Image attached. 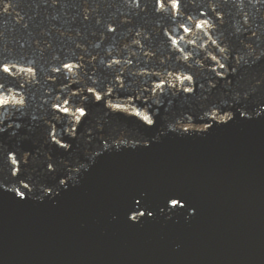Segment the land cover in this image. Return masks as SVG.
<instances>
[{
  "label": "water",
  "instance_id": "water-1",
  "mask_svg": "<svg viewBox=\"0 0 264 264\" xmlns=\"http://www.w3.org/2000/svg\"><path fill=\"white\" fill-rule=\"evenodd\" d=\"M13 91L25 105L0 108V264H264V0H0V94Z\"/></svg>",
  "mask_w": 264,
  "mask_h": 264
},
{
  "label": "clouds",
  "instance_id": "clouds-1",
  "mask_svg": "<svg viewBox=\"0 0 264 264\" xmlns=\"http://www.w3.org/2000/svg\"><path fill=\"white\" fill-rule=\"evenodd\" d=\"M161 2H162V0H161ZM172 2H173V6L175 7L176 11L179 12V10H180V0H172ZM208 20H210V19H205L201 23L197 24V28H202V26L207 24L209 29L213 30L214 27H213L212 24H208ZM181 28H183V33L184 34L188 33V29L186 27L181 26ZM112 30L114 31V29H112ZM209 38L211 39V37H209ZM180 39L183 40L184 36H180ZM171 43H172V45L174 47H176L178 45L179 41L176 40L174 38V36H172L171 37ZM212 44L213 45H217V41H213ZM205 47H207V44H205ZM180 51L183 52V49H180ZM219 51L221 53H226L227 49H226V47H219ZM184 58H185V60H188L190 58V54H185ZM211 59L213 61H217V56L216 55H211ZM116 62L119 63V61H116ZM217 62L219 63V61H217ZM75 66L77 68V71L75 72V74L77 75L78 74V69L81 66L79 64H77ZM67 67L68 66L65 65V68H67ZM219 67L221 69H223V68H225V65L223 63H219ZM3 71L5 73H10L11 72V66L10 65H5L3 67ZM29 71H31L33 75L36 74L35 69H29ZM57 71H59V69H57ZM169 75H172V73H169ZM176 76H177V80L180 82V85H184V83L186 81L187 82H193V80H194V77L191 74H184L183 73V76H181V73H180V74H176ZM165 83H166V81H162V82L156 83L155 84V89L156 90L163 89L164 86H165ZM173 86H175V85L173 84ZM88 91L90 93L94 94L95 100L97 102L102 100V98H103L102 94L99 93L96 89L94 90L93 88H89ZM109 91H111V89ZM184 91L186 93H192L194 91V89L192 87H187V88L184 89ZM68 104H69V102L67 100H65L63 108L59 104L54 105V108L57 109L60 113L69 114L71 112V109L67 107ZM9 105L23 106V105H25V97L23 95H21V94H18L15 91H13L12 94H0V108H3L5 106H9ZM125 105H126V103H118V102L109 101L107 106L110 109H112L114 112H123V113L129 114V115H132V116H134L136 118H139L146 126H149V127L154 126V124H155L154 116L152 114H150V112L147 109L141 110L138 107H133V108H131V111H129L128 110L129 108L125 107ZM75 111H76V113H78L77 117H75V120H76L77 123H79L82 120V118L86 117L87 110L83 106H79V107H76ZM209 115L213 119H215V120H217V121H219L221 123H226V122H229L230 120L233 119V114L231 112L220 114L219 110L215 109V108H213L211 110ZM189 120H191V117H189ZM210 126L211 125H208V124L195 125L193 123L185 124L183 122H178V124L175 125L174 127L182 128L185 131H188L190 129H196V130H198L200 132H204V131H207ZM53 138L56 139L55 133L53 135ZM56 142L60 143V141L58 139L56 140ZM61 146L65 147V148L69 147V145H67V144H61ZM27 158H28V156L26 154L25 157H24L25 161H27ZM10 159H11V163L13 165L17 164V158H16L15 155H11ZM49 167L51 168V165ZM18 171H19V169L17 168V172ZM15 174L16 173L14 172L13 175H15ZM24 188H29V185L27 183H25L24 184ZM17 194L20 195V196L24 195L23 192H19V191L17 192ZM177 205H179L180 207L184 206L181 202L179 204H173L172 201H171V206L173 208H175ZM144 215H145L144 212H140L138 214V216L136 214H133L131 216V219L133 221H136V220H138V217H143ZM149 215H151V214H149Z\"/></svg>",
  "mask_w": 264,
  "mask_h": 264
},
{
  "label": "snow or ice",
  "instance_id": "snow-or-ice-1",
  "mask_svg": "<svg viewBox=\"0 0 264 264\" xmlns=\"http://www.w3.org/2000/svg\"><path fill=\"white\" fill-rule=\"evenodd\" d=\"M202 27H203V26H202ZM72 68H73V66L70 65V66H68L67 69H68V71L70 72V71H72ZM63 107H64V106H62V108H63ZM74 115H75V114H74ZM75 117H77V115H75Z\"/></svg>",
  "mask_w": 264,
  "mask_h": 264
}]
</instances>
